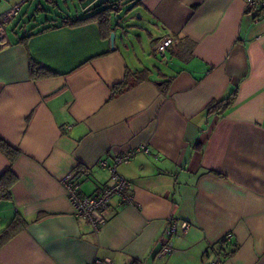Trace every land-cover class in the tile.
<instances>
[{
    "label": "crops",
    "instance_id": "crops-1",
    "mask_svg": "<svg viewBox=\"0 0 264 264\" xmlns=\"http://www.w3.org/2000/svg\"><path fill=\"white\" fill-rule=\"evenodd\" d=\"M68 1L74 15L59 9L67 0H0V139L18 151L13 164L0 152V176L10 169L16 179L0 200V231L16 214L27 222L0 264H210L227 234L220 264H264V15H247L246 0H140L130 8L145 22L130 25L153 44L136 51L113 13V49L96 23L35 24L56 12L58 26L103 0ZM22 10L28 24L14 25ZM165 38L157 66L154 44ZM184 40L195 43L190 58L172 57ZM31 62L49 76L34 79ZM137 71L146 80L112 96ZM232 91L226 112H208ZM140 146L148 154L116 169L133 204L113 199L94 232L75 218L61 179L72 173L91 196L110 176L99 162Z\"/></svg>",
    "mask_w": 264,
    "mask_h": 264
},
{
    "label": "built area",
    "instance_id": "built-area-1",
    "mask_svg": "<svg viewBox=\"0 0 264 264\" xmlns=\"http://www.w3.org/2000/svg\"><path fill=\"white\" fill-rule=\"evenodd\" d=\"M18 8L12 10L10 14H16ZM245 11L247 15H264V0H246ZM5 18L4 21H7ZM172 41L168 38L162 39L157 45L155 53L164 56L166 50L171 47ZM149 150L146 146H140L130 149L120 155L112 158V164H108L105 160L99 162V167L109 171V180L97 193L91 196H84L80 193V184L72 173L65 175L60 183L65 191L66 198L73 208L75 218L83 219L92 228L94 232H98L102 222H107L112 216L111 202L118 199L121 205L133 204V186L128 180L121 177L116 169L119 165L128 163L130 159L137 153L148 154ZM188 224L183 223L182 229H187ZM176 233V224L171 222L168 236ZM232 239L231 234H227L221 242L222 247H227ZM168 246V245H166ZM169 247L162 249L163 253H168ZM162 254V253H161ZM221 255H216L210 264H220ZM94 264H109L108 261H95Z\"/></svg>",
    "mask_w": 264,
    "mask_h": 264
},
{
    "label": "trees",
    "instance_id": "trees-1",
    "mask_svg": "<svg viewBox=\"0 0 264 264\" xmlns=\"http://www.w3.org/2000/svg\"><path fill=\"white\" fill-rule=\"evenodd\" d=\"M103 2V1H102ZM133 4V8H136L138 5H140V0H129V5ZM121 7V4L119 2H116L113 4V2H107V5H103V3H98L96 5H93L92 7H85V10L83 11V16L76 17L74 19H69L68 17L62 18V22L56 26L55 24L51 26V28H57L61 26L65 27H77V26H83L88 23H96L99 26V32L100 36L102 38H108L110 37V34L112 33V26L109 21V17L114 12H119ZM87 8V9H86ZM132 10V8H130ZM118 19L117 21H119ZM27 37H23L19 40V42H25ZM183 45H176V48H171L170 54L172 57L178 58L180 60H184L188 56H185L186 51H192L195 47V43L190 41L184 40ZM190 58V56L187 58V60ZM186 61V60H185ZM30 74L34 76L33 78L39 79L40 77L49 76L48 73H46V68L40 67L39 64L35 62L30 63ZM41 71V72H40ZM50 73V72H49ZM146 80V72L145 71H137L134 73H126L124 80L116 84L112 88V96L118 95L120 93H123L128 89L129 87H133V85L140 84L141 82ZM158 89L162 92H166L162 87H158ZM236 91H232L229 93L226 97H223L218 102H212L208 107V112L213 113H221L223 114L228 110V108L233 104L234 98H235ZM0 152L4 154V156L7 158L8 162L10 164H13L16 157L18 156V151L9 146L6 142L0 139ZM81 173V172H80ZM15 176L11 173L10 169H8L5 174L0 176V200L3 199H9L10 197V189L12 188L14 182H15ZM27 227V222L20 217L19 215H15L14 218L11 220V222L4 227L0 231V249L5 246L9 241H11L14 237H16L18 234L22 233ZM230 245V243H229ZM227 247H222L218 251H214L213 253L221 256H228L230 254L225 253V249ZM226 254V255H225Z\"/></svg>",
    "mask_w": 264,
    "mask_h": 264
},
{
    "label": "rangeland",
    "instance_id": "rangeland-1",
    "mask_svg": "<svg viewBox=\"0 0 264 264\" xmlns=\"http://www.w3.org/2000/svg\"><path fill=\"white\" fill-rule=\"evenodd\" d=\"M135 1H137V0H135ZM107 2H113V4L115 3V0H103V2H101V3H103V5H107ZM116 2H119L120 4H121V9H120V11L119 12H114L113 14H112V19H121V20H124L125 19V21H123V30L124 31H126L125 32V35H126V33H128L129 35V37H128V41L127 40H125V43L130 47V45H132V47L137 51L138 49H140V50H143V49H150V47L152 46V44H153V41H150L149 40V38H147V35L145 34V33H138V29H136L135 27H131V25L130 24H138V23H144L145 21V16L143 15V13L140 11V10H136V11H134V12H132V10H130V6H128L129 5V0H116ZM58 5H59V9L61 10V9H63V11L67 14V13H69V12H67V11H71L72 13H71V15H74L75 13H74V8L76 7L77 9H76V12L78 11V9H79V5L77 4H75V3H72V2H70V1H68L67 0V3H62V2H59L58 3ZM23 11L24 10H22L20 13H19V15H18V17H16V18H14L13 19V23H14V25H16V24H18L20 21H22V22H24L23 24H25V25H27L28 24V21H29V19L28 20H25V21H23L22 20V13H23ZM33 11H34V8H33ZM32 11V12H33ZM32 12L30 13L31 15H33L32 14ZM129 14V16H127ZM31 15L29 16V18L31 17ZM66 16H68V15H66ZM140 16H142L143 18H142V20H137V19H139V17ZM45 17L48 19V22L49 23H52L53 25H54V21H55V23H58V21L60 20L59 18H57L56 17V12H50V13H48L47 15H43L42 16V19H40V20H38L37 21V23H35L36 25H43V24H45ZM11 22V23H12ZM38 23H40V24H38ZM33 24V23H32ZM28 26H30V25H28ZM11 30L12 29H10V30H8V34H10L11 33ZM134 34L137 36V35H139V36H141V38L142 39H144V40H149L150 42H149V45H148V47L149 48H146V47H144V48H139V46H138V43H137V39L134 37ZM161 41V40H160ZM160 41H158V42H160ZM117 42V41H116ZM158 42H156L155 44H154V46H156L157 45V43ZM113 44V47H114V42L112 43ZM112 44H110V46H112ZM117 44V43H116ZM118 46V45H117ZM155 48V47H154ZM154 48H153V55L155 56V58H154V62H155V65H157V66H159V64L161 63V62H163L162 60H161V57L159 56V55H157L155 52H154ZM157 62H158V64H157ZM160 62V63H159ZM137 154H140V153H137ZM137 154H135L131 159H130V161L137 155ZM129 161V162H130ZM128 162V163H129ZM128 163H125V164H128ZM125 164H122V165H125Z\"/></svg>",
    "mask_w": 264,
    "mask_h": 264
},
{
    "label": "water",
    "instance_id": "water-1",
    "mask_svg": "<svg viewBox=\"0 0 264 264\" xmlns=\"http://www.w3.org/2000/svg\"><path fill=\"white\" fill-rule=\"evenodd\" d=\"M113 41H114V34L111 33V34H110V44H112ZM111 48L113 49V44H112Z\"/></svg>",
    "mask_w": 264,
    "mask_h": 264
},
{
    "label": "flooded vegetation",
    "instance_id": "flooded-vegetation-1",
    "mask_svg": "<svg viewBox=\"0 0 264 264\" xmlns=\"http://www.w3.org/2000/svg\"><path fill=\"white\" fill-rule=\"evenodd\" d=\"M216 254V253H215ZM217 255V254H216Z\"/></svg>",
    "mask_w": 264,
    "mask_h": 264
}]
</instances>
